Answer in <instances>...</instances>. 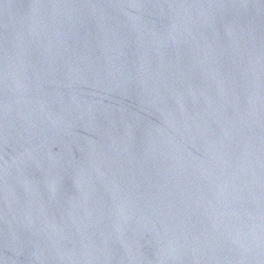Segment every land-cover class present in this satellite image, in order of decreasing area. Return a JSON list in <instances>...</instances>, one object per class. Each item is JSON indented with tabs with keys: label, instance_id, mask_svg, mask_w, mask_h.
Here are the masks:
<instances>
[{
	"label": "water",
	"instance_id": "95a60500",
	"mask_svg": "<svg viewBox=\"0 0 264 264\" xmlns=\"http://www.w3.org/2000/svg\"><path fill=\"white\" fill-rule=\"evenodd\" d=\"M0 264H264V0H0Z\"/></svg>",
	"mask_w": 264,
	"mask_h": 264
}]
</instances>
